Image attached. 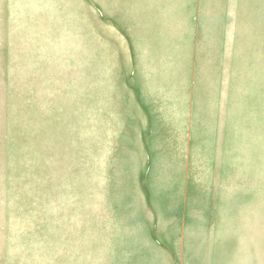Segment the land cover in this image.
Segmentation results:
<instances>
[{
    "label": "rangeland",
    "instance_id": "obj_1",
    "mask_svg": "<svg viewBox=\"0 0 264 264\" xmlns=\"http://www.w3.org/2000/svg\"><path fill=\"white\" fill-rule=\"evenodd\" d=\"M195 1L192 89L119 0H0V264H264V0Z\"/></svg>",
    "mask_w": 264,
    "mask_h": 264
},
{
    "label": "crops",
    "instance_id": "obj_2",
    "mask_svg": "<svg viewBox=\"0 0 264 264\" xmlns=\"http://www.w3.org/2000/svg\"><path fill=\"white\" fill-rule=\"evenodd\" d=\"M119 2L116 30L130 51V76L141 75L136 64L151 60L155 63L152 73L159 79L157 84L189 85L193 89L199 28L196 1L137 0V5L136 0ZM133 82L125 81L124 85Z\"/></svg>",
    "mask_w": 264,
    "mask_h": 264
}]
</instances>
